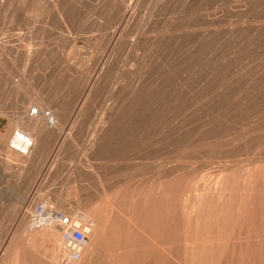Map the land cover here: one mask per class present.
<instances>
[{
  "label": "rangeland",
  "instance_id": "1",
  "mask_svg": "<svg viewBox=\"0 0 264 264\" xmlns=\"http://www.w3.org/2000/svg\"><path fill=\"white\" fill-rule=\"evenodd\" d=\"M33 201L107 219L74 264H264V0H0V264H73Z\"/></svg>",
  "mask_w": 264,
  "mask_h": 264
},
{
  "label": "bare ground",
  "instance_id": "2",
  "mask_svg": "<svg viewBox=\"0 0 264 264\" xmlns=\"http://www.w3.org/2000/svg\"><path fill=\"white\" fill-rule=\"evenodd\" d=\"M32 108V107H31ZM31 108L28 111V118L29 120H24L21 121V119L19 120L20 124H25L29 130H31L33 133L36 134H42L43 132H52V131H56L57 134H63L64 129L63 127L60 125L59 123V118L57 117V115L52 111L53 113V123H51L44 115L42 112H44L46 109L38 104L37 108L39 109V114L37 116H30V111ZM22 118V117H21ZM42 120V121H41ZM18 123L17 128L15 129V133L12 135L11 139H10V148L15 152H19L21 154H29L32 146L34 145V136L31 135L30 133H26L22 126H20V124ZM10 132V131H9ZM49 132V133H50ZM12 133V132H11ZM3 134V133H2ZM51 136V135H50ZM47 137V136H46ZM48 138V137H47ZM46 138V140H47ZM41 144V143H40ZM5 149V148H4ZM8 150V149H7ZM11 153V152H9ZM7 156V155H6ZM11 156V155H10ZM29 156H31L29 154ZM59 156V155H58ZM9 157V155H8ZM59 158V157H58ZM10 160V159H9ZM29 161V160H28ZM9 163V162H8ZM26 165V164H25ZM80 171V170H79ZM82 189V188H81ZM24 193V192H21ZM60 195V194H59ZM58 196V195H57ZM63 197V196H62ZM64 198V197H63ZM56 200V198H55ZM53 202V201H52ZM55 202V201H54ZM16 206V205H15ZM50 206V205H49ZM17 207V206H16ZM54 207V206H53ZM67 209V208H66ZM107 209V208H106ZM113 209V208H112ZM15 210V209H14ZM21 211V210H20ZM15 214H17V212H15ZM18 215V214H17ZM95 215V214H94ZM16 216V215H15ZM105 216H108L105 214ZM23 217V216H22ZM26 217V216H25ZM73 217V216H72ZM75 220H77L79 223H81L84 227H86L87 229H89L90 231V238H93L94 236L96 237V239L98 241H105L106 236H107V228H108V223H107V219H98L97 222L96 220H92L94 218L93 213L92 215L86 211H80L77 212L74 217ZM106 218V217H105ZM110 218V216H109ZM26 219V218H25ZM110 220V219H109ZM24 222V221H23ZM109 222V221H108ZM29 224V223H28ZM26 225V223H25ZM22 227V226H21ZM30 228H38V229H42V227H33L32 224L30 223L29 225ZM26 228V227H25ZM45 229L39 232H42L43 235L49 237L52 239V252L54 250H58L61 253L62 258L65 257V250L63 249V245H62V241H61V232H60V238L58 236V232L60 231V228L56 227V226H50V227H44ZM45 232V233H44ZM41 235V233H40ZM34 236V235H33ZM111 236V235H110ZM39 237V236H38ZM32 239V238H31ZM38 239V238H36ZM43 240V239H41ZM50 240V239H49ZM1 241V240H0ZM8 241V240H7ZM47 241V240H46ZM45 241V242H46ZM50 245V244H49ZM61 245V247H60ZM90 245V243H89ZM88 245V246H89ZM1 246V245H0ZM87 246V248H88ZM62 248V250H61ZM86 248V249H87ZM86 249L84 250V252L86 251ZM106 249V248H105ZM64 250V251H63ZM88 250V249H87ZM50 251V250H49ZM83 252V254H84ZM13 253H15V251H13ZM18 253V252H16ZM15 253V254H16ZM17 255V254H16ZM14 259V258H13ZM20 261V260H19ZM17 262V261H15ZM69 263H71L72 261H68ZM73 263V262H72ZM74 264V263H73Z\"/></svg>",
  "mask_w": 264,
  "mask_h": 264
},
{
  "label": "built area",
  "instance_id": "3",
  "mask_svg": "<svg viewBox=\"0 0 264 264\" xmlns=\"http://www.w3.org/2000/svg\"><path fill=\"white\" fill-rule=\"evenodd\" d=\"M43 115L53 123V113L45 110ZM39 109L32 107L30 116H37ZM25 216L30 220L33 227L60 228L61 241L65 250L66 261L78 262L81 260L84 250L90 243V231L75 220L70 214L60 209L48 206L46 201L30 202L24 209Z\"/></svg>",
  "mask_w": 264,
  "mask_h": 264
}]
</instances>
